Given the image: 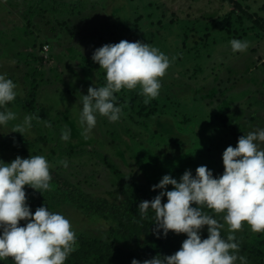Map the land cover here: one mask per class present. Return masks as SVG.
Here are the masks:
<instances>
[{"label": "rangeland", "instance_id": "374dc122", "mask_svg": "<svg viewBox=\"0 0 264 264\" xmlns=\"http://www.w3.org/2000/svg\"><path fill=\"white\" fill-rule=\"evenodd\" d=\"M232 39L247 41V50L234 53ZM121 40L159 49L170 67L158 97L145 104L139 86L122 89L115 94L121 118L111 122L97 115L85 139L78 122L82 95L106 83L105 70L91 59L93 51ZM0 74L18 91L8 106L18 119L0 128L5 163L29 157L18 148L20 139L34 142L51 170L109 204L121 202L127 185L108 162L144 185L164 174L191 170L195 175L198 166L218 176L224 171L223 152L237 145L221 116L240 117L246 133L264 128V0H0ZM150 108L158 113L146 117ZM26 115L33 117L30 133L10 132ZM65 131L68 141L61 139ZM25 191L33 213L45 205L63 214L77 239L113 240L127 251L143 243V237L137 244L112 236L110 221L65 201L37 199L29 186ZM223 231L228 234L227 225ZM201 235L207 238V226ZM235 235L253 239L258 248L250 260L264 264V232H253L244 222ZM186 238L169 231L171 249L165 255L178 251Z\"/></svg>", "mask_w": 264, "mask_h": 264}, {"label": "clouds", "instance_id": "9594fccd", "mask_svg": "<svg viewBox=\"0 0 264 264\" xmlns=\"http://www.w3.org/2000/svg\"><path fill=\"white\" fill-rule=\"evenodd\" d=\"M229 43L234 53L249 46L240 39ZM91 59L105 70L106 83L90 86L82 95L78 122L85 139L95 128L97 115L111 122L121 118L123 108L116 106L115 94L122 89L139 86L145 104L158 97L161 78L170 67L168 56L141 41L105 44L93 51ZM17 96V85L0 74V128L18 119L8 107ZM32 120L26 115L10 132L24 137L30 133ZM69 138L67 131L61 136L65 141ZM222 162L221 175L214 176L207 166H198L195 175L186 170L177 180L166 174L152 186L159 194L139 203V215L154 212L153 234L158 238H166L169 231L187 238L172 255L157 254L143 261L133 258L131 264H248L247 258L239 255L235 233L244 222L253 232H264V128L240 136L235 147L228 146L223 152ZM62 164L68 167L67 161ZM51 179L50 165L43 155L17 156L9 163L0 160V261L11 257L14 264H65L76 250V233L66 216L45 205L33 213L27 203L25 186L42 194L50 189ZM169 185L171 190H167ZM164 197L166 202H162ZM225 225L226 238L221 235ZM205 226L208 235L202 239Z\"/></svg>", "mask_w": 264, "mask_h": 264}, {"label": "trees", "instance_id": "16d2710c", "mask_svg": "<svg viewBox=\"0 0 264 264\" xmlns=\"http://www.w3.org/2000/svg\"><path fill=\"white\" fill-rule=\"evenodd\" d=\"M110 43L118 42L111 41ZM30 102L33 103V98ZM118 105L119 102L116 103V106ZM141 110H146V108H141ZM156 113H158L157 108H150L146 117H150ZM220 121L226 131L235 138L236 142H238L240 136L246 133L245 126L240 123V117L222 115ZM18 144V148L21 149L20 151L26 153L28 156L41 155L42 153L40 149H37L34 142L20 139ZM2 146L3 143L0 142V148ZM108 163L113 173L127 185V189L123 192L125 197L120 203L112 202L109 204L110 202H103L105 200L92 199V196L82 192L72 183L68 182V180L51 170V168L50 175L52 179L50 181V189L42 194L35 190V195L33 192V196L37 199L50 198L65 201L75 208L80 209L88 216L95 215L101 219L110 221L112 224L110 230L112 236L121 238L125 241H134V243L137 244L140 243L143 237V243L137 249L127 251L117 245L113 240L108 242L102 239L81 235L76 241L77 249L70 254L65 264H131L133 258L143 261L145 259H151L157 254L165 255L171 249L169 245V233L166 238L163 237V235L158 238L153 234V229L155 228V224H153L155 222L154 212L149 210L148 215L142 217L139 215L138 209V205L141 201L151 200L159 194L160 190L157 189L153 191L152 186L158 184L166 174L157 180L150 181L149 185H144L132 181L113 164L110 162ZM177 171L182 174L181 170ZM170 175L177 180L181 177V175L177 173H172ZM171 189L172 186L169 185L167 190ZM100 201L105 204L99 205ZM166 201L167 198L164 197L162 202ZM33 208L35 207L32 206V209ZM203 210L209 211L207 208ZM24 224V221L20 222L21 226ZM221 235L225 238L227 236L224 231L221 232ZM236 239L240 245L239 255L245 256L248 260V264H252L250 257L253 258L254 256L250 254L254 255L256 253L258 244L248 237H236ZM6 259H8V264H14L11 257Z\"/></svg>", "mask_w": 264, "mask_h": 264}, {"label": "built area", "instance_id": "2783aa9c", "mask_svg": "<svg viewBox=\"0 0 264 264\" xmlns=\"http://www.w3.org/2000/svg\"><path fill=\"white\" fill-rule=\"evenodd\" d=\"M44 50L45 53H48L50 51V46H45ZM45 58L47 59V56Z\"/></svg>", "mask_w": 264, "mask_h": 264}]
</instances>
